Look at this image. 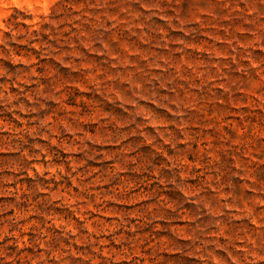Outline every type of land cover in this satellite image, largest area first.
I'll return each instance as SVG.
<instances>
[{"label": "rangeland", "instance_id": "rangeland-1", "mask_svg": "<svg viewBox=\"0 0 264 264\" xmlns=\"http://www.w3.org/2000/svg\"><path fill=\"white\" fill-rule=\"evenodd\" d=\"M0 0V264H264V0Z\"/></svg>", "mask_w": 264, "mask_h": 264}, {"label": "trees", "instance_id": "trees-1", "mask_svg": "<svg viewBox=\"0 0 264 264\" xmlns=\"http://www.w3.org/2000/svg\"><path fill=\"white\" fill-rule=\"evenodd\" d=\"M61 2H64V0H62ZM66 6H68V5H70V4H72L69 0H66Z\"/></svg>", "mask_w": 264, "mask_h": 264}]
</instances>
